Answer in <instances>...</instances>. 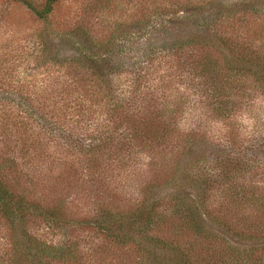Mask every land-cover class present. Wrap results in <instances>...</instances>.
<instances>
[{
    "label": "trees",
    "instance_id": "1",
    "mask_svg": "<svg viewBox=\"0 0 264 264\" xmlns=\"http://www.w3.org/2000/svg\"><path fill=\"white\" fill-rule=\"evenodd\" d=\"M9 1L45 20L59 0ZM193 1L125 55L73 28L86 80L0 105V264H264V36L245 19L264 0ZM52 145L73 185L37 198ZM74 221L89 236L55 237Z\"/></svg>",
    "mask_w": 264,
    "mask_h": 264
},
{
    "label": "rangeland",
    "instance_id": "2",
    "mask_svg": "<svg viewBox=\"0 0 264 264\" xmlns=\"http://www.w3.org/2000/svg\"><path fill=\"white\" fill-rule=\"evenodd\" d=\"M192 1L59 0L55 3L49 17L40 20L24 5L9 0H0V105H10V102L15 99L19 101L21 93H31L33 98L42 100L51 92L64 89L66 80L73 78L76 81L75 84H81L77 81L79 79L86 80L85 71L75 65L72 66V59L77 57V48L81 46L82 41L87 39L84 35H71L73 28L80 26L89 29L104 43L114 35L115 42L123 45L122 54L125 55L130 50L140 49L145 45L143 43L148 40V33L151 29L168 23L167 20L171 19L172 12L179 11L181 15L187 3ZM235 1L237 2V0H226V3ZM33 2L38 7H42L46 0H33ZM245 19L250 27L248 30L251 32V37L254 34L253 29L257 31V35L264 36V19H258L255 16ZM189 21L188 25L191 27L195 20L192 18ZM197 22H202L201 18L197 19ZM239 24H243L245 29H240V32L243 31L244 38H246L245 34L249 35L245 27L246 22ZM250 25H254L253 28ZM153 32L157 33L156 30ZM155 37L157 36H153ZM85 84L92 86L89 81H85ZM47 149L48 147L43 148V153L38 157L40 160H37L41 164L45 161V165L39 167L40 170L37 169V186L29 185L31 189H34L33 192L37 198H44L46 197L44 194L50 192L54 194V188L63 193L67 190L70 192L69 186L73 185L70 175L74 170L70 164L64 162L65 156L61 155V162L57 161L60 152L54 151L52 145L51 150L49 149L50 153L48 152L52 155L48 157L49 154L45 153ZM50 167L52 169H49ZM113 177L114 173H109V178ZM111 182L117 185L119 179ZM80 183L81 181L77 185ZM26 185H28L27 181ZM117 186L122 188L123 184L120 182ZM72 194L74 199H67L68 207L65 211L78 218L88 216L89 205L85 200H79L81 197H77L75 192ZM47 201L50 200L47 199ZM83 225L84 223L74 221L55 229L58 234L50 231L45 236L47 239H52L54 233L55 237H61L68 232L69 236L85 235L87 237L92 231L82 228ZM1 236L0 228V245Z\"/></svg>",
    "mask_w": 264,
    "mask_h": 264
}]
</instances>
